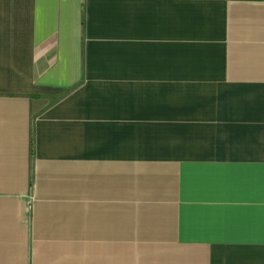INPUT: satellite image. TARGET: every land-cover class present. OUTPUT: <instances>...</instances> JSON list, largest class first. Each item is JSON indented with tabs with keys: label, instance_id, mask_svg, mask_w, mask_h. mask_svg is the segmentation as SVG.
<instances>
[{
	"label": "crops",
	"instance_id": "obj_1",
	"mask_svg": "<svg viewBox=\"0 0 264 264\" xmlns=\"http://www.w3.org/2000/svg\"><path fill=\"white\" fill-rule=\"evenodd\" d=\"M0 264H264V0H0Z\"/></svg>",
	"mask_w": 264,
	"mask_h": 264
}]
</instances>
